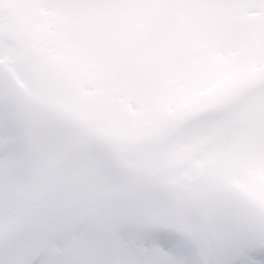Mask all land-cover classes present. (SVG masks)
I'll use <instances>...</instances> for the list:
<instances>
[{
  "label": "snow or ice",
  "instance_id": "1",
  "mask_svg": "<svg viewBox=\"0 0 264 264\" xmlns=\"http://www.w3.org/2000/svg\"><path fill=\"white\" fill-rule=\"evenodd\" d=\"M0 264H264V0H0Z\"/></svg>",
  "mask_w": 264,
  "mask_h": 264
}]
</instances>
